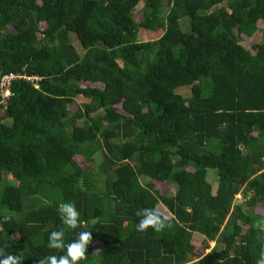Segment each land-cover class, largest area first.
Wrapping results in <instances>:
<instances>
[{
	"label": "trees",
	"instance_id": "1",
	"mask_svg": "<svg viewBox=\"0 0 264 264\" xmlns=\"http://www.w3.org/2000/svg\"><path fill=\"white\" fill-rule=\"evenodd\" d=\"M258 22L264 0H0V74L39 77L12 80L0 103L4 254L38 264L64 254L47 247L52 231L66 244L90 231L80 264H256L264 36L241 42ZM140 28L160 34L138 40ZM77 155L95 163L103 194ZM66 202L80 213L75 230L60 220ZM158 203L172 227L136 231L137 210Z\"/></svg>",
	"mask_w": 264,
	"mask_h": 264
},
{
	"label": "clouds",
	"instance_id": "2",
	"mask_svg": "<svg viewBox=\"0 0 264 264\" xmlns=\"http://www.w3.org/2000/svg\"><path fill=\"white\" fill-rule=\"evenodd\" d=\"M59 216L61 223L68 229L75 230L81 226L80 213L72 202L61 203L59 205ZM136 216L140 217L136 226V231L146 233L149 228L156 233H160L165 229L171 228L172 223L168 215L157 207L142 208L137 210ZM11 215L3 216V223L12 221ZM258 230L257 239L261 243L259 258L256 264H264V221H259L255 225ZM64 230H54L48 236L47 247L57 251H63L64 254L48 255L44 259L39 260L38 264H80L87 258L89 245L92 243L93 237L90 231H81L77 238L71 243H65ZM0 264H22L19 256L7 254L0 249Z\"/></svg>",
	"mask_w": 264,
	"mask_h": 264
},
{
	"label": "rangeland",
	"instance_id": "3",
	"mask_svg": "<svg viewBox=\"0 0 264 264\" xmlns=\"http://www.w3.org/2000/svg\"><path fill=\"white\" fill-rule=\"evenodd\" d=\"M141 5H142V1H139L135 7L132 8V13H133V17L135 20H139L140 17H141ZM183 24V23H182ZM139 35H138V40H154L156 39L159 34H160V31L159 30H155V31H151V30H147V29H143V28H140L139 29ZM264 36V24L258 22L257 23V30L251 35L250 39H245L241 42V44L247 48V49H250V45L253 44V43H258L260 42V40L262 39V37ZM70 41L71 43H73V45L75 46L76 50L78 52H80V48H79V45L77 42H75V40L73 39V37L70 35ZM203 80H205L204 78H202ZM208 81V80H206ZM182 87H178L176 91H180L182 92V94H185L187 93V89L186 88H183V89H180ZM206 94V93H205ZM75 101L76 102H79V101H82V98L81 97H76L75 98ZM69 108H72L73 105H68ZM101 159V156L98 152H96L94 154V160H96L97 162L100 161ZM75 160L76 162L81 165V167H85L86 166V163L84 162V160L82 159L81 156H75ZM87 170L89 171V178L93 180V182L95 181V184H94V187H95V190L100 193V194H103L104 191H105V186H104V183L102 181V177H98V176H95L93 175V173L95 172L96 170V167H95V163H90V164H87ZM214 173L213 175V178L211 180V184H214L216 183V174H215V170L213 169H210V171H208V175H211ZM0 183H3V181H0ZM156 188L159 190V192L161 194H165L166 192L168 191H171L172 188L171 186L168 184V183H157L156 185ZM214 191V187H213V190L212 192ZM235 201L236 202H240L241 201V194H237L235 195ZM157 208H159L162 212L166 213L165 211V208H163V206L161 204H157L156 206ZM2 212H7L5 209H1ZM192 243L195 245V249L197 250L198 248L200 250H202V247H201V244H200V236L198 235L197 237L194 236L192 238ZM220 248V245L215 243V242H210L209 243V247L208 249H219ZM207 249V250H208ZM205 251V250H204Z\"/></svg>",
	"mask_w": 264,
	"mask_h": 264
},
{
	"label": "built area",
	"instance_id": "4",
	"mask_svg": "<svg viewBox=\"0 0 264 264\" xmlns=\"http://www.w3.org/2000/svg\"><path fill=\"white\" fill-rule=\"evenodd\" d=\"M24 78L30 80L34 86L39 77L36 75L27 76L24 73L17 72H5L0 74V103H4L7 97L10 95L8 86L9 83L14 79Z\"/></svg>",
	"mask_w": 264,
	"mask_h": 264
},
{
	"label": "crops",
	"instance_id": "5",
	"mask_svg": "<svg viewBox=\"0 0 264 264\" xmlns=\"http://www.w3.org/2000/svg\"><path fill=\"white\" fill-rule=\"evenodd\" d=\"M213 187H214V186H212V189H213ZM241 200H242V199H241ZM240 202H241V201H240ZM252 210H253L252 207H251V208H246V209H245L246 212H251ZM165 211H166L165 214L169 216V212H168L167 210H165Z\"/></svg>",
	"mask_w": 264,
	"mask_h": 264
},
{
	"label": "water",
	"instance_id": "6",
	"mask_svg": "<svg viewBox=\"0 0 264 264\" xmlns=\"http://www.w3.org/2000/svg\"><path fill=\"white\" fill-rule=\"evenodd\" d=\"M235 203H238V202L235 201Z\"/></svg>",
	"mask_w": 264,
	"mask_h": 264
},
{
	"label": "bare ground",
	"instance_id": "7",
	"mask_svg": "<svg viewBox=\"0 0 264 264\" xmlns=\"http://www.w3.org/2000/svg\"><path fill=\"white\" fill-rule=\"evenodd\" d=\"M31 76V75H30ZM264 172V171H263Z\"/></svg>",
	"mask_w": 264,
	"mask_h": 264
}]
</instances>
